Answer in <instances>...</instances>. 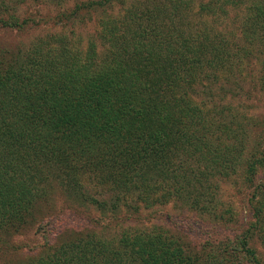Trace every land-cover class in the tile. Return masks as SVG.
Returning <instances> with one entry per match:
<instances>
[{
    "label": "trees",
    "instance_id": "obj_1",
    "mask_svg": "<svg viewBox=\"0 0 264 264\" xmlns=\"http://www.w3.org/2000/svg\"><path fill=\"white\" fill-rule=\"evenodd\" d=\"M11 1L1 29L48 31L0 44V243L40 219L54 188L110 216L176 203L228 226L241 223L229 181L250 220L195 245L163 227L69 231L4 264H264V111L233 94L264 95V0H35L56 12L23 19ZM89 24L83 40L74 29Z\"/></svg>",
    "mask_w": 264,
    "mask_h": 264
},
{
    "label": "rangeland",
    "instance_id": "obj_2",
    "mask_svg": "<svg viewBox=\"0 0 264 264\" xmlns=\"http://www.w3.org/2000/svg\"><path fill=\"white\" fill-rule=\"evenodd\" d=\"M24 1L13 0L14 3L11 1V9L9 11L12 15L16 14L19 18L23 19L26 13L27 16H30L33 15L31 13L38 14V10L41 11L42 15L54 14L56 12V4L54 3H51L49 6L48 3H45L46 1L42 4L35 0ZM38 4H40L39 7L41 9H38ZM67 4L73 6L75 0H68ZM230 24L235 27L232 20H230ZM74 30L84 40L86 37L92 35L96 28L93 24H89L86 27H76ZM46 31L48 29L44 27L38 30L28 29L23 32L0 28V44L15 49L29 44L35 37L44 34ZM233 94L236 97V103H240L243 107L247 108V110L243 109L244 111L256 110L250 112L251 115L264 111V95L262 93L246 95V93L241 94L240 91L234 90ZM229 96L232 100L233 96L231 94ZM202 98L204 99V96H197V99ZM238 106L240 107L241 105ZM261 177H264V171ZM82 179L83 183L87 184L86 188L91 190L89 194L99 200H103L100 197L101 194H96L100 193V191L96 188L95 184H90L91 177L83 176ZM225 183L227 184L222 185L221 195L223 200L232 203L235 210L240 213L241 223L238 225L231 224L224 226L213 223L207 218H203L176 203L156 206L152 209L142 207L137 214L131 213L128 209H123L117 215L110 216L89 204L84 203L82 205L78 203L76 205L70 203L69 201L73 199L71 200L61 191L58 192V188H54V191H56L50 197L47 205L43 207L44 211L39 220L33 221L27 228V231L16 235L7 234L5 237H1L0 264H4L10 258L17 259L19 257L38 255L46 250L49 244L61 240L69 231L76 233L97 232L116 236L124 229L132 227L138 229L163 227L169 230V232L181 236L187 243L192 242V245L206 241L208 234L211 235L212 233L215 234V238L218 240L221 238L225 239L228 236L233 237L243 231L244 225L250 220V214L244 197L233 189L234 185L231 182L225 181ZM101 193L105 195V190L102 189ZM256 248L264 255L262 243H256Z\"/></svg>",
    "mask_w": 264,
    "mask_h": 264
}]
</instances>
